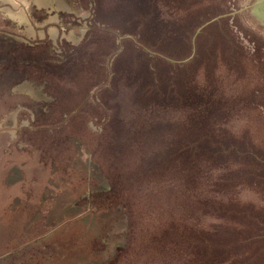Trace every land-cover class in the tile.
<instances>
[{
	"label": "rangeland",
	"instance_id": "rangeland-1",
	"mask_svg": "<svg viewBox=\"0 0 264 264\" xmlns=\"http://www.w3.org/2000/svg\"><path fill=\"white\" fill-rule=\"evenodd\" d=\"M124 1L0 0V29L39 62L11 88L0 77V264H219L226 259H212L214 238L237 241L229 257L252 253L235 221L213 208L253 204L264 220V179L255 186L235 175L242 155L211 162L206 152L185 153L161 167L140 146L153 143L141 138L164 116L170 126L197 121L213 141L264 158L255 0H154L150 10L179 21L176 37L165 38L148 33L131 3L125 21ZM148 87L167 91L163 103L146 97L155 92ZM126 132L131 140H121ZM250 263L264 264V251Z\"/></svg>",
	"mask_w": 264,
	"mask_h": 264
},
{
	"label": "trees",
	"instance_id": "trees-1",
	"mask_svg": "<svg viewBox=\"0 0 264 264\" xmlns=\"http://www.w3.org/2000/svg\"><path fill=\"white\" fill-rule=\"evenodd\" d=\"M153 1L154 0H126V2L125 1L123 2V5H121V7L125 10L126 13L127 11L126 7L129 3H131L133 9L135 10L134 15L136 14L138 15V18H140V22L143 21V23H147V31L149 30L148 31L149 34L153 35L154 33H156L157 36L164 38L169 36L176 37V33H178V29H175V24L179 21H174L171 19L165 20L161 16H159V13L161 12L160 10H156V9L150 10L149 8H151V3ZM142 11L144 13L140 14ZM126 16L127 17L125 18V21L131 22L132 18L128 19V16L132 17V14H130L127 11ZM205 21L206 19H203L199 23H197L196 24L197 26L195 25L196 26L195 29L203 25ZM3 22L6 23V21ZM222 23H224L223 20L216 21L215 23L212 24V26H218ZM5 27L8 28L7 24L5 25ZM5 33L6 32H3V30L0 29V77H1V84L3 86L1 84L0 85L1 88H9V87L11 88L14 84H18L25 79L24 76H21L23 75L24 67L32 64L33 62H38V61L33 60L31 58L32 48L26 46L23 47L21 43H18L12 37L6 36L7 34L5 35ZM134 36H137L136 33ZM146 47L149 48V46L147 45ZM18 48L21 50H19ZM161 54L163 53H160L158 55L162 56V58H166L165 56H168V55L164 56ZM17 62L21 63L20 65L22 66L20 67L22 68L20 69L22 70H19V66H18L19 64H16ZM189 63L191 62H188L187 64ZM32 67L34 66L32 65ZM35 68L38 69V67L36 66ZM152 86L157 87V84L151 85L150 87ZM150 87H148L150 91L151 90L155 91L154 90L155 87L153 88ZM161 91H162L161 93L160 91L159 92L155 91L153 94H146L148 95L146 97L147 98L153 97V99L156 100L157 102L163 103L162 101L164 99H162L161 94L167 91H164V89H161ZM169 93L170 92H168V94ZM196 93L199 94L198 92ZM183 98L188 99V97H183ZM202 99L204 101L206 98L202 97ZM179 100H180V104L183 103L181 99ZM169 102L175 104L177 103V100L175 103H173V98H171ZM28 103L29 104L26 105H28L29 108L33 109L32 108L33 102L31 101ZM206 103L207 105H209L211 104V101L207 100ZM34 112L38 114L40 113V110L34 109ZM170 117L172 118L173 116L170 115ZM155 119L156 122H152L150 125L151 127L154 125H158L157 129L152 131L151 136L145 135L143 136L144 138H141V140L150 139L144 141V143L147 142H153V143H148L146 145L140 146V150L143 151V153H148L154 158L152 164L160 165L162 167L163 164L165 165L170 163V157H172L173 160H176L177 157L185 156L186 155L185 153L194 156V154L197 155L204 152L207 153L208 158L210 159L211 162H213L214 159L218 162V160L222 158L224 155H228V153L232 152L234 153L235 156L242 155V157L237 159L239 163V165L236 166V168H238L237 173H235V175L237 174V177L250 175L248 179H251L255 186L257 181L264 179V158L258 157L256 154H254L251 147L236 146L235 144H229L225 146L223 145V142L213 141L215 140V136L213 135V133H211L210 131H204L202 129H199L197 126V121L194 120H192V122L189 123L185 122L184 126H178L179 123H176V125L174 126H170L168 123L167 124L163 123L164 116ZM114 122L117 127L116 130H123L122 124H119L120 119L118 120L115 119ZM198 122L200 123V119H198ZM158 132L160 134H158ZM172 133H174L172 136L165 135ZM131 137L132 136H130L126 132L121 137V140H131ZM166 137L169 141L171 139V141L166 146L159 145L158 141ZM187 138L189 139V141L190 139H192L190 143L186 141ZM173 140H178V141L177 143H173L172 142ZM166 148L170 150V153H172L171 155H169L166 152ZM241 159H243V161L239 162ZM158 160H160L161 162H158ZM255 167H257V169ZM248 186H250L252 189L254 188L252 184H248V185L243 184L240 190L246 189ZM97 189H99V192L101 191L100 187H96L95 192H91V191L86 192L84 195H82L83 198L86 201H92L93 196L96 195ZM233 202L236 201L226 200L220 202L221 205L214 206L213 208L215 209V212H224L227 217H230L231 220L235 221L233 224H229V225L233 227V231L238 235V237H241L242 244L243 245L247 244L250 246L252 253L244 254L241 260H239L238 258L229 257L231 255L230 249L237 247L236 246L238 244V243L236 244L237 241L231 240V242L228 245H226V244L216 243L214 238L213 241L214 243L211 252H214L215 254L213 255L214 258L212 259H214L215 261L218 258L226 259V261L223 260V262H220L219 264H252L250 262L257 258L260 251H264L263 244L262 246L256 245L259 240H261V242H263L264 240V220L260 215L258 216L256 215L253 204H251L249 208H245V206H243L240 208L237 207V210L231 211L230 206L233 205ZM217 221L219 224L221 223V221L219 220ZM217 235L219 234L217 233L214 236ZM218 253H220V256H218ZM216 263L218 264L217 261Z\"/></svg>",
	"mask_w": 264,
	"mask_h": 264
},
{
	"label": "water",
	"instance_id": "water-1",
	"mask_svg": "<svg viewBox=\"0 0 264 264\" xmlns=\"http://www.w3.org/2000/svg\"><path fill=\"white\" fill-rule=\"evenodd\" d=\"M250 8L251 14L264 26V0H255Z\"/></svg>",
	"mask_w": 264,
	"mask_h": 264
}]
</instances>
